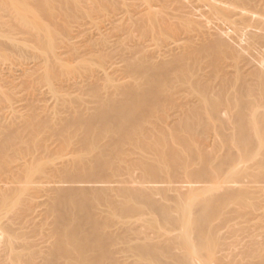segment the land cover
Here are the masks:
<instances>
[{
	"label": "bare ground",
	"instance_id": "6f19581e",
	"mask_svg": "<svg viewBox=\"0 0 264 264\" xmlns=\"http://www.w3.org/2000/svg\"><path fill=\"white\" fill-rule=\"evenodd\" d=\"M262 199L264 0H0V264H264Z\"/></svg>",
	"mask_w": 264,
	"mask_h": 264
},
{
	"label": "rangeland",
	"instance_id": "374dc122",
	"mask_svg": "<svg viewBox=\"0 0 264 264\" xmlns=\"http://www.w3.org/2000/svg\"><path fill=\"white\" fill-rule=\"evenodd\" d=\"M108 20H109V19H108ZM105 22H106V21H105ZM105 22H104V24H105ZM106 24H107V26H106ZM106 24H105V26H106V27H109L108 22H107ZM93 29H94V28H93ZM93 29H92V31H93ZM94 32H95V31H94ZM148 36H149V35H148ZM182 36H184V34H182ZM138 38H139V37H138ZM138 38H135V39L137 40ZM159 42H160V43L162 42L161 39L159 40ZM159 42H158V44H160ZM111 59H112V58H111ZM115 59H116V58H115ZM111 61L113 62V59H112ZM114 61H115V60H114ZM115 62H116V61H115ZM105 66H107V65H105ZM59 70H60V69H59ZM93 70H98V68H97V69L94 68ZM109 70H110V69H109ZM56 72H57V70H56ZM59 72H60V71H58L57 75L59 74ZM60 73H61V72H60ZM87 74H89V73H87ZM63 76H64V75H63ZM69 76H70V75H69ZM69 76H67V77L64 79V81H67V79H69ZM76 78H77V77H76ZM77 79H78V80L81 79V81H83V80H85V77L82 76V74H81V78L78 77ZM77 79H76V81H77ZM57 81H58V82H57ZM70 81H71V83H73V81H72L71 79L69 80V82H70ZM59 82H61V81L56 80V81H53V84L56 83V85H57V84H59ZM77 82H80V80L77 81ZM64 83H65V82H64ZM64 83H63V84H64ZM77 106H78V105H77ZM79 106H80V105H79ZM79 106H78V107H79ZM80 108H81V107H80ZM46 136H47V135H46ZM47 138H48V136H47ZM47 138H46V139H47ZM49 138H50V137H49ZM49 138H48V139H49ZM51 138H52V136H51ZM55 138H56V137L54 136L51 140H53V139L55 140ZM48 139H47V140H48ZM57 139H58V140H57ZM57 139H56L55 144L58 143L57 145H58V147L60 148L61 145L59 146V141H60L61 139H60V140H59V138H57ZM48 141H49V140H48ZM48 141H46V144L49 146L50 144H48V143H49ZM57 141H58V142H57ZM62 141H63V140H62ZM52 142H53V141H52ZM52 142H50V143L52 144ZM62 143L66 144L65 141L62 142ZM60 144H61V142H60ZM54 146H55V150H54V148H51V147H54ZM54 146H53V145L49 146V149H50V152H51V153H50L51 155L49 154V156H50V157H49V160H50V159H54V158L57 157V159L59 158V159L57 160V162L61 163V162L63 161V162H62V163H63L62 165H66L67 163L64 164V162H65V161L67 162V160H69V159L71 158L72 153L74 154L73 156L75 157V152H73V151H75V147H74V146H73L72 150H71V148H70V147H72L71 145H70V147H69L70 149H65V148L68 146V145L66 144V145H64V147L66 146L65 148L62 147L63 149H62V148L60 149L61 151H60L59 148L57 147L58 150L61 152L62 155H61V154H58V153H55V154H54L53 150L56 152V145H54ZM62 146H63V145H62ZM76 146H78V145H76ZM58 150H57V151H58ZM62 150H63V151H62ZM40 151H41V149H40V150H37V152H36L35 154H38ZM59 151H58V152H59ZM67 151H70V152H67ZM62 152H64V153H62ZM52 153H53L55 156H53V157L51 158ZM65 153H66V154H65ZM70 153H71V154H70ZM56 154H58V155H56ZM63 154H64V155H63ZM67 154H69V155H67ZM58 156H59V157H58ZM74 157L71 158V159H74ZM62 159H63V160H62ZM64 159H66V160H64ZM71 159L69 160L70 162L72 161ZM45 160H46V159H45ZM54 160L56 161V159H54ZM54 160H53L52 162H53L54 164H56L57 162L55 163ZM60 160H61V161H60ZM43 161H44V160H42V162H43ZM69 161H68V162H69ZM40 162H41V161H40ZM45 162H46V161H44V163H45ZM49 162H50V161H49ZM52 162L50 163V166L52 165ZM92 162H93V160H92ZM57 164H58V163H57ZM58 166H60V164H58L57 167H58ZM122 172L125 174V171H122ZM123 173H121L122 175H121V177H119V179L121 178V180H123V182L126 181V184H125V185H126V186H129V176H128L129 174L127 173V175L125 174V176H123ZM122 184H123V183H122ZM262 201H263V202H262ZM262 201H261V200H260V201H257V202H259V204H258V203H256L257 205L255 204V205H256V207H255V211L257 210L256 208H258V210L256 211L257 213H255V211H253V212H254L256 215H258L259 213L262 214V213L264 212V211H263V210H264V204H263V203H264V199H262ZM88 202L90 203V205H89ZM88 202L86 203L85 206H89V207L91 206V208L93 207V208H92V211H93L94 213L96 212L95 214H97V210H98V213L100 212L99 214H101V213L103 214V213L106 212V211L104 210V209H106V204H105V203H103V204H105V206H104L101 202H100V203L98 202V203H99V206H100V207H98V206H97L98 204H97V205L94 204V203H96V201H93V200H92V201H88ZM261 202H262V203H261ZM91 203H92V204H91ZM101 204H102V205H101ZM260 204H261V205H260ZM262 204H263V205H262ZM93 205H94L95 207H94ZM258 206H260V207H258ZM87 208H88V207H87ZM101 209H102V210H101ZM261 209H263V210H261ZM103 210H104V212H103ZM259 210L262 211V212H260ZM253 212H252V213H253ZM99 214H98V215H99ZM260 214H259V215H260ZM121 225H123V224H121ZM121 225L118 223L117 226H116V224H115L116 227H114V229H115V228H118V226H120L121 228H123V226H121ZM124 226H126V225H124ZM120 227H119V228H120ZM119 253H120V252H119ZM122 254H123V253H121L120 255L118 254V256H121L120 258L117 256V254H115L114 257H116V259H119L118 261H122V260H123V259L121 260V258H122Z\"/></svg>",
	"mask_w": 264,
	"mask_h": 264
}]
</instances>
